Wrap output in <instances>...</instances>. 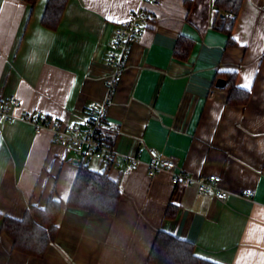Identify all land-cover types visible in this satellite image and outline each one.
Returning <instances> with one entry per match:
<instances>
[{"label": "crops", "instance_id": "obj_1", "mask_svg": "<svg viewBox=\"0 0 264 264\" xmlns=\"http://www.w3.org/2000/svg\"><path fill=\"white\" fill-rule=\"evenodd\" d=\"M215 1L69 0L52 30L41 21L48 0L34 8L0 0V103L16 94L19 115L39 112L66 125L80 124L95 101L107 98L116 27L137 10L149 20L105 129L107 137L116 134L119 165L86 161L120 184L113 217L67 205L81 166L69 162L72 153L51 132L0 124V213L21 220L55 192L63 206L58 236L43 258L14 250L0 223V264H151L160 232L191 242L199 258L215 264H264V0H245L235 47L215 28ZM181 36L195 44L187 61L174 56ZM227 74L251 92L247 105H230L227 85L218 87ZM154 148L180 159L194 178L220 175L228 201L194 184L174 186L170 174L152 178Z\"/></svg>", "mask_w": 264, "mask_h": 264}, {"label": "trees", "instance_id": "obj_2", "mask_svg": "<svg viewBox=\"0 0 264 264\" xmlns=\"http://www.w3.org/2000/svg\"><path fill=\"white\" fill-rule=\"evenodd\" d=\"M34 8L38 0H23ZM245 0H216L219 21L216 29L228 36V46L235 47L233 39L235 23ZM69 0H48L42 17V24L47 29L56 30L62 23ZM222 14L224 16L222 17ZM194 41L181 36L174 51L176 59L187 61L193 52ZM229 104L245 106L251 101V92L236 85V75L227 74ZM116 134L108 136L115 141ZM77 179L71 189L68 206L87 210L91 217H113L122 197L120 184L110 178L107 171H94L85 163L80 167ZM55 192V191H54ZM62 200L55 192L45 207L30 205L23 219H12L0 213L2 232L13 241V249L26 255L43 258L50 244L54 243L58 233V218L62 212ZM151 264H215L195 254V245L185 242L174 235L160 232L149 256ZM218 264V263H216Z\"/></svg>", "mask_w": 264, "mask_h": 264}, {"label": "built area", "instance_id": "obj_3", "mask_svg": "<svg viewBox=\"0 0 264 264\" xmlns=\"http://www.w3.org/2000/svg\"><path fill=\"white\" fill-rule=\"evenodd\" d=\"M148 21L146 13L143 10H137L130 19L116 27L107 61L113 71V77L108 84V96L104 100L95 101L80 124L66 125L54 117L39 112H24L19 115L21 101L16 94L6 102L0 103V124H14L19 121L30 124L36 134L44 131L51 132L55 142L72 153L69 162L75 165L83 166L88 160H98L109 169L118 166L117 148L108 140L105 129L118 83L128 66L135 44L145 33ZM149 153L148 173L152 178L170 174L174 186L194 184L198 186L200 193L212 194L216 199L224 202H227L231 196V192L223 188L220 175H201L194 178L181 166L180 159L168 156L155 148ZM127 161L132 167H137L141 160L137 156H128ZM246 196L253 195L247 192Z\"/></svg>", "mask_w": 264, "mask_h": 264}, {"label": "water", "instance_id": "obj_4", "mask_svg": "<svg viewBox=\"0 0 264 264\" xmlns=\"http://www.w3.org/2000/svg\"><path fill=\"white\" fill-rule=\"evenodd\" d=\"M217 85L219 88L223 89L224 87H226V80L225 79H219L217 82Z\"/></svg>", "mask_w": 264, "mask_h": 264}, {"label": "snow or ice", "instance_id": "obj_5", "mask_svg": "<svg viewBox=\"0 0 264 264\" xmlns=\"http://www.w3.org/2000/svg\"><path fill=\"white\" fill-rule=\"evenodd\" d=\"M245 87H248V85L246 84Z\"/></svg>", "mask_w": 264, "mask_h": 264}, {"label": "clouds", "instance_id": "obj_6", "mask_svg": "<svg viewBox=\"0 0 264 264\" xmlns=\"http://www.w3.org/2000/svg\"><path fill=\"white\" fill-rule=\"evenodd\" d=\"M26 59H27V57H26Z\"/></svg>", "mask_w": 264, "mask_h": 264}]
</instances>
